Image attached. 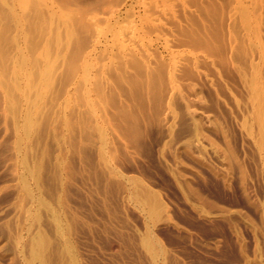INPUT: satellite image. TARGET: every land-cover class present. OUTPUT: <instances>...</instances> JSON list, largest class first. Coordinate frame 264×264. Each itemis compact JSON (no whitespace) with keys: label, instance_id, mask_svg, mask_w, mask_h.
Here are the masks:
<instances>
[{"label":"rangeland","instance_id":"1","mask_svg":"<svg viewBox=\"0 0 264 264\" xmlns=\"http://www.w3.org/2000/svg\"><path fill=\"white\" fill-rule=\"evenodd\" d=\"M0 264H264V0H0Z\"/></svg>","mask_w":264,"mask_h":264}]
</instances>
